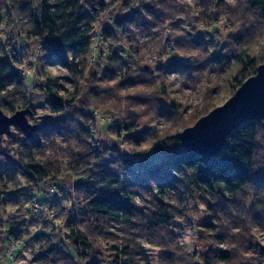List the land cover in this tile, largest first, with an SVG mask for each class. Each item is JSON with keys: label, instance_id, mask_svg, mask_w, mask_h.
I'll return each mask as SVG.
<instances>
[{"label": "trees", "instance_id": "16d2710c", "mask_svg": "<svg viewBox=\"0 0 264 264\" xmlns=\"http://www.w3.org/2000/svg\"><path fill=\"white\" fill-rule=\"evenodd\" d=\"M16 2L14 5L12 0H2L0 16L7 13L27 17L28 26L24 33L41 43L36 73L42 84L37 87L52 117L34 132L32 139L24 137L20 130L0 137V159H5L21 174L30 190L25 193L21 187L13 191L20 185L16 172L9 168L0 170V235H3L5 248L20 242L21 249L32 252L36 248L40 257L49 259L52 264H75L83 253L94 251L96 240L113 237L109 229L119 226L127 235L119 243L108 244L111 256L107 264H151L141 244L135 241L133 231L140 230L149 237L156 232L170 235V223L186 215V208L182 207L191 195L190 198L204 205L214 222L204 227L212 244L205 253L192 254L191 257L181 253L171 238L166 239L158 244V264H264V246L240 234L246 229L239 223L241 216L253 217L264 228V174L255 177L261 159L258 146L263 132L261 120L247 121L233 129L223 150L214 157L189 153L181 145L179 133H174L153 138L152 146L161 157L144 165V172L135 173L131 162L126 159L117 163L118 169L109 168L105 165L107 162L100 159L104 147L99 152L94 141L95 117L90 110L102 105L107 111H116L117 90L133 85L136 75L144 67L129 60L130 45L109 46L106 50L99 45L102 39L111 37L112 30L107 27L99 33L93 25V18L84 11L82 0ZM247 3L264 25V0H247ZM114 24L119 27L120 22ZM13 64V61L0 57V107L11 113L26 105L31 106L26 99L19 101L17 95L25 91V86ZM203 64L209 75L228 74L230 87L236 90L255 74L257 66L262 63L257 62L247 49L239 48L228 54H211L204 58ZM50 65L66 68L71 90L62 82L67 80L65 76L50 75L45 70ZM180 67L184 71L187 69ZM112 81L118 87L110 85ZM210 100V96L205 98L195 108L192 117L203 116L211 110L214 105L213 102L209 104ZM138 102L145 105L144 101ZM148 105H153L152 113L160 117L174 116L178 112L174 103L169 107L158 103ZM135 118L127 120L116 133L119 137L121 131L128 143L139 146L147 129L139 131L140 122ZM152 123L153 116L150 115L145 125ZM5 141L15 147L13 158H8L3 149ZM64 175H73L71 190L76 195L68 202L65 216L51 218L50 210L44 214L41 211L40 217L35 216L30 208L33 203L42 210L49 209V206L53 209V204L58 201L57 193L63 190L57 181ZM45 183L57 191L49 192L52 194L49 199H38L39 194H46L40 189ZM253 186L257 188L254 206L241 214L231 228L224 223L222 213L234 219L228 209L233 204L232 199ZM33 190L36 195L30 193ZM141 190L150 198L143 209L135 204ZM173 191L174 199L169 201L168 195ZM6 205H18L16 213H6ZM81 211L84 216L80 215ZM232 229L240 232L232 234ZM39 230L48 232L40 233ZM5 258L10 262V256Z\"/></svg>", "mask_w": 264, "mask_h": 264}, {"label": "rangeland", "instance_id": "374dc122", "mask_svg": "<svg viewBox=\"0 0 264 264\" xmlns=\"http://www.w3.org/2000/svg\"><path fill=\"white\" fill-rule=\"evenodd\" d=\"M16 1L18 0H12L14 5L18 3ZM0 3L3 6L2 0ZM82 4H84V11L93 18V25L99 33L107 27L112 30L111 37L102 39V43L98 42L99 45L104 50L109 46L129 47L130 45L132 49L129 60L138 67H144L143 71L136 75L138 77L133 85L117 90L116 111H107L102 105L90 110L95 117L94 141L99 146V152L101 147H104L105 150L100 153V159L101 162H107L105 165L109 168L116 169L117 163L126 159L131 162V168L135 173L144 172V165H149L151 159L158 160L161 157L152 146L154 137L180 133L185 127L192 126L202 117V115L192 116H194L195 108H198L205 98L210 96L209 104L211 105L213 102V108H215L234 94L237 88L236 90L231 89L228 74L222 73L219 76L207 74L208 68H203L204 58L215 53L228 54V52L239 48H245L256 58L257 62L264 63V25L254 11L250 10L247 0H82ZM125 18L127 21H124ZM115 21L120 22L119 27H116ZM27 26V17L19 18L15 15H7V13L1 14L0 57L14 62L13 65L25 86V91L20 92L17 96L21 99L19 101L26 99L31 105L20 109H32L34 115L29 116L28 120L31 124H37L40 127L43 123L49 122L52 116L45 107L42 92L38 88L42 84L41 78L36 73L41 57V43L26 36L24 32ZM94 43L97 41L94 40ZM168 66L173 67L169 69ZM180 66L187 69L184 71ZM45 70L50 75L65 76L67 80L62 82L68 90L72 89L66 68L50 65L45 67ZM112 84H114L113 87H118L113 81L110 82V85ZM163 91L165 93H162ZM138 101H144L145 105ZM149 103H158L167 107L174 103L173 107L178 112H175L174 116L160 117L152 113L154 108L153 105H148ZM3 112L8 116L12 114L6 110ZM150 115L153 116V123L145 125ZM133 117H136L135 119L140 122L139 131L147 129L143 133L147 135L140 138L139 146L128 143L123 138L121 131H119V137L116 133L127 120H131ZM261 122L263 132L258 142L259 158L261 159L255 169L256 178L262 173L264 174V120ZM108 124L110 125L109 130ZM17 132H19L17 127L11 128V134ZM135 132L133 135L136 134ZM3 149L8 158H13L15 147L5 141ZM260 162L261 165H259ZM5 168H9L10 171L17 174L20 185L13 191L22 187L23 191L28 193L29 187L26 186V181L21 177V174L5 159H0V170ZM72 178L73 175H64L57 181L63 190L57 193L56 200L58 201L53 204V209H50L49 206V209L47 207L45 208L47 210H42L40 207L33 206L37 203L30 205L35 216L39 215L40 217L41 211L44 214L49 210L51 218L65 216L69 208L68 202L72 200L73 196H76L71 190ZM48 186V183L40 186V189L46 194H39L38 199L52 197L49 192H52L51 189L57 190V188ZM256 192L257 188L253 186L235 196L232 199L233 204L228 207L230 215L232 214L234 219L226 217L222 213L221 217L224 219V223L232 228L241 214L249 212L256 201ZM30 193L37 194L35 190ZM171 194L168 195L169 201L170 198L174 199L173 195L175 196L174 191ZM138 195L135 198V204L143 209L148 203L146 201L150 198L143 190L138 191ZM188 197L182 207L186 208V215L176 218L170 223V235L156 232L152 237H149L148 233L140 230L133 231L135 241L141 244L151 264H158L160 252L158 244L169 238L181 253L191 257L192 254L205 253L210 248L212 241L204 227L206 224L214 222L211 221L204 205L199 200L190 198L191 195ZM17 208L18 205H6L5 212L13 214L16 213ZM82 212L80 215L83 214ZM253 219V217L241 216L239 223L246 230L240 234L246 235L260 246H264V228ZM56 223L57 221H55ZM109 231L114 234L113 237L96 240L94 251L83 253L81 259L76 260L75 264H107L111 256L108 244L119 243L127 235L119 226L112 227ZM39 232L47 233L48 231L39 230ZM236 232H240L239 229H232V234H236ZM2 236L1 234L0 264H52L49 259H42L36 248L32 252L21 248L16 250L9 244L6 249L2 243ZM222 246L228 245L222 244ZM5 254L10 256V262L5 260Z\"/></svg>", "mask_w": 264, "mask_h": 264}, {"label": "water", "instance_id": "95a60500", "mask_svg": "<svg viewBox=\"0 0 264 264\" xmlns=\"http://www.w3.org/2000/svg\"><path fill=\"white\" fill-rule=\"evenodd\" d=\"M33 115L32 109L23 108L8 116L0 107V137L11 135V128L17 127L24 137L32 139L34 132L39 130L37 124L28 120ZM252 120H264V63L257 66L255 74L247 78L227 101L184 128L178 137L189 153L210 158L223 150L233 129Z\"/></svg>", "mask_w": 264, "mask_h": 264}, {"label": "built area", "instance_id": "2783aa9c", "mask_svg": "<svg viewBox=\"0 0 264 264\" xmlns=\"http://www.w3.org/2000/svg\"><path fill=\"white\" fill-rule=\"evenodd\" d=\"M53 193H55L57 190H54V189H51ZM33 206L35 207H39L38 204H34ZM35 209H38V208H35ZM13 246V249L15 248H20L21 247V243L20 242H14V243H11L10 246ZM12 255H14L13 252H11ZM9 256V255H8Z\"/></svg>", "mask_w": 264, "mask_h": 264}]
</instances>
